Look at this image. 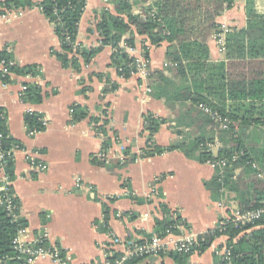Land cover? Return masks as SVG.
Masks as SVG:
<instances>
[{"label":"crops","instance_id":"1","mask_svg":"<svg viewBox=\"0 0 264 264\" xmlns=\"http://www.w3.org/2000/svg\"><path fill=\"white\" fill-rule=\"evenodd\" d=\"M32 1L39 4L43 0ZM116 1H87L79 23L78 46H100L96 25L104 10L115 13ZM250 2L253 12L264 18V0H236L218 17V28L208 40L211 66L226 64L227 35L247 28ZM134 13L143 15V5L137 4ZM134 47L137 56H145L144 47L149 52L146 75L121 78L112 65L111 46L90 64L81 61L79 70L64 68L52 53L60 49L54 25L39 7L0 14V50H8L21 68L36 67L34 75L13 74L9 83L0 78V110L5 113L7 135L21 146L15 155L12 186L19 218L32 235H43L50 246L66 252L73 264L98 262L107 248L123 253L121 243L140 242L154 235L157 220L180 217L187 233L201 236L238 207L234 194L222 201L213 200L205 186L215 175L209 164L191 160L178 150L141 157L149 138L144 117L152 114L169 121L175 117L165 99L153 95L151 74L162 71L172 78L173 73L167 71V42L153 46L138 36ZM108 82L118 88L104 93ZM23 86L39 87L42 102H25ZM73 106L85 109L88 117L73 122ZM177 110L185 112V107L177 106ZM104 113L112 140L106 151L103 135L91 122L93 117L104 119ZM29 114L41 115L46 123L43 132L30 134L25 122ZM174 127V121L163 125L152 143L169 147L187 140L189 129L178 135ZM134 156L137 159L132 160ZM32 159L47 169L38 171ZM105 207L110 217L107 229ZM115 240L119 243L113 244ZM228 240L220 236L205 252L194 253L182 262L217 264L221 257L217 252L226 248ZM156 256L149 264H178L169 255L161 260ZM32 264L55 263L39 259Z\"/></svg>","mask_w":264,"mask_h":264},{"label":"trees","instance_id":"2","mask_svg":"<svg viewBox=\"0 0 264 264\" xmlns=\"http://www.w3.org/2000/svg\"><path fill=\"white\" fill-rule=\"evenodd\" d=\"M87 1L43 0L36 4L32 0H2L0 14L39 7L54 25L60 49L52 53L64 68L79 70L81 61L88 65L105 47L111 46L114 49L112 65L123 79L131 78L135 72L130 67L134 60L121 44L134 47L138 36L145 37L153 46L167 42L170 45L167 71L173 73V77L169 78L162 71L152 73L153 95L156 99H165L167 106L175 113L174 119L170 120L175 122V133L182 135L189 129V137L185 142L169 147L156 146L152 143L154 135L170 121L147 114L144 122L145 131L149 133L148 146L141 157L160 156L178 150L201 164L217 158L227 159L228 164L217 167L214 177L205 184L213 200L222 201L228 194H234V200L242 212L264 210V18L253 12V3H249L247 28L234 30L227 35L226 64L211 66L208 40L218 28V17L230 9L236 0H117L115 13L104 10L96 25L101 38L100 46L81 48L77 45V36ZM137 4L143 5V15L134 13ZM145 4L148 6L145 7ZM144 52L148 59L146 47ZM0 59L13 61L7 52H0ZM9 70L11 76L3 79L5 83L11 82L13 74L36 73V67L21 68L16 64ZM107 84L104 93L118 88L117 84ZM22 99L39 104L43 100L42 90L37 86H27ZM200 104H207L228 119L229 128L223 130L219 123L199 109ZM177 106L185 107V112L178 111ZM71 111L73 122L88 117L80 106H73ZM104 114V119L93 117L91 122L103 135V150L106 151L112 140L108 136V120ZM41 118L37 114L26 116L25 122L30 132L45 130ZM0 126L7 133L5 121H1ZM216 141L221 144L217 158L212 148L207 147V144L215 145ZM12 143L18 144L8 138L7 144ZM134 159L137 157L134 156ZM13 167L11 164L8 168L12 180ZM242 173L252 174L253 178L245 182ZM144 202L139 200V203ZM162 209L169 212L165 205H162ZM109 220V210L105 207L106 229ZM179 224L185 225L180 217L157 220L155 234L148 235L140 243L150 241L154 236L162 237L169 228ZM23 227H27L23 219L13 221L0 207V259L17 257L12 243ZM174 233L179 234V231L175 229ZM220 236L229 238L226 247L231 250V259L226 262L219 257L217 264H264V213L253 223L244 226L227 221L220 229L210 230L202 236L204 241L200 242L199 253L210 248ZM115 255L118 257L120 253ZM165 255L178 264H184L190 256L161 252L156 258L161 260ZM152 258L136 257L126 264H149ZM6 264L23 262L13 259Z\"/></svg>","mask_w":264,"mask_h":264},{"label":"built area","instance_id":"3","mask_svg":"<svg viewBox=\"0 0 264 264\" xmlns=\"http://www.w3.org/2000/svg\"><path fill=\"white\" fill-rule=\"evenodd\" d=\"M226 32L228 30H225ZM121 47L126 51L131 58H133V63L130 65L134 69V75H146L149 73V60L144 56H137L135 47L127 46L121 44ZM0 52H7L8 50H3ZM14 61H7L6 59H0V78L3 80L7 76H11L9 68L14 66ZM121 70V69H120ZM27 90V86L22 88V96ZM199 109L209 116L213 121L220 124L223 130L229 128V120L224 118L218 111L212 109L207 104H200ZM5 121V113L0 110V122ZM43 126L46 123L43 119H40ZM31 135L35 132H30ZM8 135L0 126V207L4 208L8 216L16 221L19 219V205L13 194V180L8 172V168L11 164H14L15 155L17 151L21 149V146L15 143L7 144ZM207 147L212 148L214 157L217 158V153L214 152L215 147L219 146L207 144ZM218 152V151H217ZM236 158H234L235 160ZM214 169L217 167H225L228 164L227 159H214L207 162ZM32 165L38 171H45L47 167L44 164L36 163L32 159ZM264 213V210L258 211H245L242 212L238 207L232 211V215L225 221L220 223L215 229H220L222 225L227 221H231L237 226H244L246 224L253 223ZM178 230L179 234L174 233V230ZM208 233V232H207ZM206 234V233H205ZM204 235V234H203ZM195 236L193 234L187 233L185 231V225L179 224L173 228H169L166 234L162 237L154 236L150 241H145L140 243L139 241H130L126 243H121L124 247V252L120 253L117 257L115 254L118 252L112 248H107L106 253L102 260L94 263L87 264H126L129 259L136 257H152L156 256L161 252H177L184 255H192L194 253H199L200 242L204 241L202 236ZM119 243L115 240L113 244ZM13 247L17 252V257H5L0 259V264H6L9 260H21L23 264H32L39 259H49L55 264H73L71 257L64 252L62 249L56 246H50L45 236L43 235H32L27 227L21 228L16 237L13 239ZM219 256L223 258L224 261L230 262L231 250L229 248H224L217 252ZM116 256V257H115Z\"/></svg>","mask_w":264,"mask_h":264},{"label":"rangeland","instance_id":"4","mask_svg":"<svg viewBox=\"0 0 264 264\" xmlns=\"http://www.w3.org/2000/svg\"><path fill=\"white\" fill-rule=\"evenodd\" d=\"M174 78H175V77H174ZM175 80H177V78H175ZM185 141H186V140H185ZM185 141H184V142H185ZM216 143L218 144L219 147L221 146V144H220L218 141H216ZM217 151H218V147H215L214 152L217 153ZM251 178H253L252 174H248V173L244 174V173H242V179H243L245 182H249V181L251 180Z\"/></svg>","mask_w":264,"mask_h":264}]
</instances>
